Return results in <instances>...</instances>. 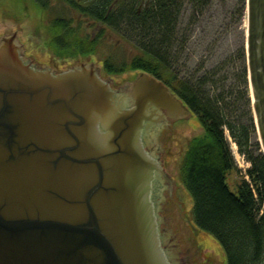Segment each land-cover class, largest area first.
<instances>
[{"label":"water","instance_id":"1","mask_svg":"<svg viewBox=\"0 0 264 264\" xmlns=\"http://www.w3.org/2000/svg\"><path fill=\"white\" fill-rule=\"evenodd\" d=\"M245 11L264 156V0H245ZM58 69L0 32V264H195L169 203L155 211L151 200L165 161L162 110L180 115V101L145 71L114 90L94 64Z\"/></svg>","mask_w":264,"mask_h":264},{"label":"trees","instance_id":"2","mask_svg":"<svg viewBox=\"0 0 264 264\" xmlns=\"http://www.w3.org/2000/svg\"><path fill=\"white\" fill-rule=\"evenodd\" d=\"M36 1L49 13L46 40L56 44L57 55L81 60L97 52L103 31L99 29L93 37L83 32L81 24L88 16L120 28L121 35L137 49L124 59L106 44L108 52L103 57L106 72L140 69L171 83L180 93L177 81L167 79L168 74H175L167 73L163 62L165 26L169 24V34L173 36L176 0H169V7L164 0H64L76 13L75 17L64 15L51 0ZM111 2H115L114 7ZM242 97L247 109L241 114L226 113L216 100L212 106L207 100H192L202 133L188 142L180 164V180L192 200L193 224L219 243L224 264H264V156L246 90ZM224 127L237 152L248 163L244 172L239 173L235 192L226 182L227 172L237 168Z\"/></svg>","mask_w":264,"mask_h":264},{"label":"flooded vegetation","instance_id":"3","mask_svg":"<svg viewBox=\"0 0 264 264\" xmlns=\"http://www.w3.org/2000/svg\"><path fill=\"white\" fill-rule=\"evenodd\" d=\"M164 2L169 7V0H164ZM176 2L177 6L173 14L176 16L173 36L169 34V24L165 26L163 62L167 67L166 72L172 71L175 74V76L168 74L167 79L177 81L180 93L175 91L171 83L161 82L180 101L185 111L180 115H177V113L169 115L167 110L163 109L164 123L167 126H173L175 123L183 125L185 121L188 123L193 121L197 122L202 129L197 113L193 109L194 101L192 100L194 99L207 100L210 106L216 100L226 113H243L247 109L245 99L242 97L243 90H246L251 106L246 61V31L242 27L244 2L242 0H176ZM111 3V6L114 7L115 2ZM85 22L87 25L98 27L97 31L90 32L91 37L99 29L103 31V39L98 49L101 45H105L108 40L105 35L106 31L121 34L120 28L110 26L100 20L90 19L88 16H85ZM82 30L88 33L83 26ZM107 35H110V33ZM56 51L52 50L55 54ZM57 56L62 62L72 61L71 58ZM60 69L58 70L60 71ZM140 71L142 70L136 69L116 73L122 75V77L127 75L128 77L123 78V82L114 86L110 77H114L116 74L104 70L103 58L99 62V75L102 74L104 76L102 78H107L110 87L114 90H129ZM156 128L157 125L151 123L140 137L141 144L145 150L147 148V152H150L148 143L154 136ZM224 134L230 138L225 127ZM158 161L161 173H158L157 178L153 179L151 188V200L155 211L158 208L161 209L165 202L180 205V202H178L180 195L177 192V187L174 186V179L168 176L167 173L168 166L165 161ZM173 190L175 191L173 192ZM163 192L165 195L162 194ZM159 241L163 247L164 243L160 235Z\"/></svg>","mask_w":264,"mask_h":264},{"label":"rangeland","instance_id":"4","mask_svg":"<svg viewBox=\"0 0 264 264\" xmlns=\"http://www.w3.org/2000/svg\"><path fill=\"white\" fill-rule=\"evenodd\" d=\"M242 1L244 2V21L242 27L246 31L245 0ZM51 4L58 9L61 8L63 14L67 17L76 16V13L64 0H51ZM48 15L49 13L36 0H0V32L15 33L16 39L31 60L51 68H61L74 63L88 62L96 65L99 71V62L108 52V45L116 51L119 58L128 59L137 52V49L130 41L121 34L114 31H106L105 35L108 40L105 42L108 45H101L93 56L90 55L91 57L88 56L81 60L76 59L62 62L52 52V50H56V45L46 40L48 39L45 30L48 25ZM82 26L88 31L87 34L98 29L97 26L87 25L85 21L82 22ZM108 33L110 35H107ZM127 77L128 75L122 77V75L116 74L110 78L112 83H120L124 81L123 78ZM189 122L185 121L183 125L175 123L173 126H169L166 134L164 145L165 162L168 166L167 169L170 177L174 179V186L177 187V192L180 195L178 201L180 205L169 202V211L182 231L195 264H224L225 256L219 243L210 233L198 229L193 224L191 220L192 200L180 180V164L188 142L193 136L200 134L202 131L197 122ZM227 140L237 169L233 168L227 172L226 182L230 190L235 192L237 180L240 176L239 173H243V168H247V161L238 154L236 145L232 139L227 137Z\"/></svg>","mask_w":264,"mask_h":264},{"label":"bare ground","instance_id":"5","mask_svg":"<svg viewBox=\"0 0 264 264\" xmlns=\"http://www.w3.org/2000/svg\"><path fill=\"white\" fill-rule=\"evenodd\" d=\"M239 154V153H238ZM242 158H244V156L243 155H241V154H239Z\"/></svg>","mask_w":264,"mask_h":264},{"label":"built area","instance_id":"6","mask_svg":"<svg viewBox=\"0 0 264 264\" xmlns=\"http://www.w3.org/2000/svg\"><path fill=\"white\" fill-rule=\"evenodd\" d=\"M247 165H248V163H247ZM244 169V168H243Z\"/></svg>","mask_w":264,"mask_h":264}]
</instances>
